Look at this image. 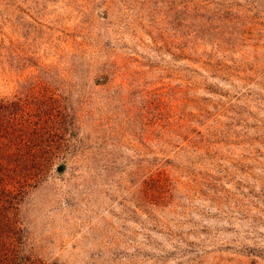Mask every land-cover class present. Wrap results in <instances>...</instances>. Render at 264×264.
Wrapping results in <instances>:
<instances>
[{
	"label": "rangeland",
	"instance_id": "obj_1",
	"mask_svg": "<svg viewBox=\"0 0 264 264\" xmlns=\"http://www.w3.org/2000/svg\"><path fill=\"white\" fill-rule=\"evenodd\" d=\"M21 126L0 264H264V0H0Z\"/></svg>",
	"mask_w": 264,
	"mask_h": 264
},
{
	"label": "trees",
	"instance_id": "obj_2",
	"mask_svg": "<svg viewBox=\"0 0 264 264\" xmlns=\"http://www.w3.org/2000/svg\"><path fill=\"white\" fill-rule=\"evenodd\" d=\"M3 131L4 132H1V128H0V134L6 133V135H9L11 138H14V137L15 138H22L25 136V133H26L25 127L23 128L22 126L20 128L17 127L16 131L15 130H6L5 128H3ZM20 140H24V139H20ZM2 193H3V196L1 195ZM8 196H9V194H7L5 192H0V242L4 238V235L8 236L9 233H11V230L13 228V220H11L12 216L10 215L9 208L6 207L4 204L5 202H7ZM11 237H13V236L11 235ZM8 244L11 246L10 252H13L14 247L12 245V242L9 241ZM3 250L8 251L6 244H3V245L0 244V254Z\"/></svg>",
	"mask_w": 264,
	"mask_h": 264
}]
</instances>
